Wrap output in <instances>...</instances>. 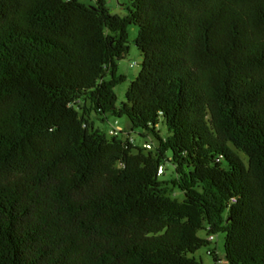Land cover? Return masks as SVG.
<instances>
[{
    "label": "trees",
    "instance_id": "16d2710c",
    "mask_svg": "<svg viewBox=\"0 0 264 264\" xmlns=\"http://www.w3.org/2000/svg\"><path fill=\"white\" fill-rule=\"evenodd\" d=\"M93 1L0 0V264H264V0Z\"/></svg>",
    "mask_w": 264,
    "mask_h": 264
},
{
    "label": "rangeland",
    "instance_id": "374dc122",
    "mask_svg": "<svg viewBox=\"0 0 264 264\" xmlns=\"http://www.w3.org/2000/svg\"><path fill=\"white\" fill-rule=\"evenodd\" d=\"M80 1L88 5L89 7L94 6L93 0H80ZM106 2L110 12L116 15H120V16L128 15L129 10L132 9V0H106ZM137 34H138V28L135 26L130 27L129 41H128L129 54L122 61L118 63L119 74L124 75L127 78L125 83L119 85L115 89V93L117 95L118 107H121L123 104L127 103L126 92L129 89L131 83L138 77L142 69V63L144 57L142 52L135 45V39L137 37ZM134 64H138V66L131 67V65ZM91 121L94 123V128L103 131L108 138H110L109 131L117 125L122 128H126L128 130L130 129V122L126 117L116 118L113 115H109L107 116V120L103 122L101 121V118L92 116ZM144 141L145 139H142L138 136L136 137V142L138 145H142ZM152 141H154V143L156 144V141L153 138ZM242 158L244 157L242 156ZM164 167L166 173L164 176L160 177L159 179L161 181H169L171 178L174 177V170L172 167V163L166 162L164 163ZM174 196L179 201H182L184 199V194L178 189L174 190ZM199 235L202 238H206L207 232L202 231ZM224 243H225L224 235H218L212 241L211 246L201 249L196 254L191 255V257L196 258V260L198 261L201 260L204 264H214L213 259L207 255V252L215 250L216 253L219 255L220 261H222L224 257Z\"/></svg>",
    "mask_w": 264,
    "mask_h": 264
},
{
    "label": "built area",
    "instance_id": "2783aa9c",
    "mask_svg": "<svg viewBox=\"0 0 264 264\" xmlns=\"http://www.w3.org/2000/svg\"><path fill=\"white\" fill-rule=\"evenodd\" d=\"M134 66H138V64L131 65V67H134ZM123 131H124L123 128L117 125L109 131V136L110 137H123L124 140L129 139V142L132 143L133 145H135L136 144V140H135L136 135L122 134ZM143 148H145L147 150H151L152 145L149 142H145L143 144ZM161 172H162V170H160V173ZM207 255L211 256L212 252L208 251Z\"/></svg>",
    "mask_w": 264,
    "mask_h": 264
},
{
    "label": "crops",
    "instance_id": "0c3cea01",
    "mask_svg": "<svg viewBox=\"0 0 264 264\" xmlns=\"http://www.w3.org/2000/svg\"><path fill=\"white\" fill-rule=\"evenodd\" d=\"M218 264H225V259H224V257H223V260L220 261Z\"/></svg>",
    "mask_w": 264,
    "mask_h": 264
}]
</instances>
